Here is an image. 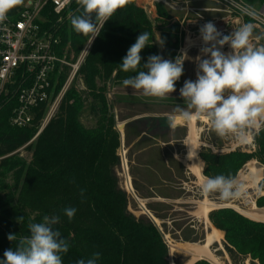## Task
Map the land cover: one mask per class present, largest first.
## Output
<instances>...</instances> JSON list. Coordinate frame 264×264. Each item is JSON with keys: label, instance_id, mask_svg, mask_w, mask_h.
Instances as JSON below:
<instances>
[{"label": "trees", "instance_id": "obj_1", "mask_svg": "<svg viewBox=\"0 0 264 264\" xmlns=\"http://www.w3.org/2000/svg\"><path fill=\"white\" fill-rule=\"evenodd\" d=\"M19 8L17 6L10 12L15 15ZM71 9L74 10L73 15L82 12L76 1ZM45 15L48 18L45 26L49 27L56 17L50 13ZM92 19L94 22L95 13ZM58 30L62 45H69L70 53L78 57L88 37L75 33L70 21ZM155 30L165 39L164 51L175 55L180 42V22L163 5L157 4L154 19L147 15L137 0H129L125 7L119 9L105 22L80 69L91 90V109L98 116L96 127L88 129L82 124L80 115L84 108L83 99L78 93L70 91L37 139L31 162L33 168L27 172L18 200L22 202L23 197H31L33 202L28 203L39 210L41 217H59V222L52 227L69 244L68 252L61 254L62 264H77L81 259L86 261L95 252L100 253L97 264H166L167 249L159 237L156 249L152 251L148 247V244H152L151 234L157 233L156 227L145 219L137 220L126 211L125 195L118 188L117 178L110 170L117 162L115 148L119 139L112 128L113 117H108L105 86L97 88V79L105 84L110 78L122 82L135 75L133 72H123L120 64L142 32H148L150 39L149 46L140 53L141 66L149 56L160 55L161 46L155 41ZM261 41L264 43V36ZM66 75L60 77V86ZM71 98H74L72 103L69 102ZM11 113V105L0 110V175L19 164L16 158L18 150L35 136L42 115L38 114L33 126L18 127L10 123ZM253 142L255 150L251 152L242 149L229 153L202 150L200 157L205 163V175L235 178L251 159H256L264 166V126L254 133ZM50 160L56 167L61 166V163L67 165L58 174H47ZM103 169L107 171L106 174H100L99 171ZM74 176L79 179V183L75 184L77 189L74 183L72 187H67V181L73 182ZM61 185L62 189H57ZM259 185L264 190V178ZM3 187L0 182V188ZM10 198L4 199L0 195V262L5 259V250L15 249L21 237L30 235L28 225L35 223L26 218L18 222L6 207ZM256 203L264 207V194L257 198ZM68 207L76 209L71 221L64 214V209ZM208 216L216 228L225 232L223 244L235 264H242L247 259L254 264H264L263 221L253 220L230 207L213 209ZM9 233L17 234V240L9 241ZM194 264L211 263L201 259Z\"/></svg>", "mask_w": 264, "mask_h": 264}, {"label": "rangeland", "instance_id": "obj_2", "mask_svg": "<svg viewBox=\"0 0 264 264\" xmlns=\"http://www.w3.org/2000/svg\"><path fill=\"white\" fill-rule=\"evenodd\" d=\"M144 2L137 0V3L144 8L147 15L151 19H154L156 17L157 5H154V7L146 6L143 4ZM195 5L213 6L215 4L213 2L200 1L195 3ZM73 13L74 10L71 9L69 14L72 16ZM173 17L176 20L182 19L181 16ZM69 21L70 18L66 23ZM183 24L185 26V23ZM263 36L264 32L252 27L250 42L255 47L264 46V43L261 41ZM182 38H180L179 48L176 50L175 55L166 53L163 47H161L160 55L164 59L174 62L175 58L183 53L180 49ZM94 41L95 39L92 41L90 48H88L87 55ZM188 43H194V45L191 46L189 52H184L187 56L184 57L183 75L175 84L176 91L170 93L165 99L145 97L141 91L134 90L130 87L126 88L122 82L115 81L111 78L105 84L97 79V88L105 86L104 94L107 100L108 117H113L114 123L112 128L119 139V144L115 148L117 162L110 167V170L114 172L118 181V188L125 195L127 213L133 215L137 220L145 219L146 222L156 227L157 233L151 234L152 244L150 246L148 244V247L152 251L154 248L156 249L158 246L157 237H159L167 249V256L165 257L166 264H185L189 259V256L184 253H172L170 251L169 240L202 243L205 241L207 233L211 231V225L205 221L204 217H199L196 213V211H199L200 201L208 199L221 205L231 202L243 206L250 204L249 199L245 197L246 192L241 193L235 199L228 200L221 199L219 193L205 194L202 191L201 185L197 183L196 176L190 172L187 165L183 162L187 152V144L185 143L189 135L188 123L177 125L175 128L169 127L168 115L173 113L178 105L180 107H186L180 95V89L186 80H196V72L198 70L196 57L206 58L200 51L205 46L200 40H190ZM67 46L69 47V45ZM229 49L226 48L223 51L227 52L229 50L226 53L228 54L232 52L231 47ZM66 52L69 58L74 56L73 52L70 53V48ZM76 58L74 56V60ZM65 73L68 75V67L63 70L62 76ZM114 75L115 73L112 77ZM70 91L78 93L83 99L84 108L80 115L82 124L88 129L96 127L98 116L91 109V90L85 83L80 71L74 77L63 99ZM73 101L74 98H71L69 102L72 103ZM58 108L53 117L57 113ZM49 122L40 132L37 131L29 143L18 150L16 158L19 164L12 170L0 175V182L4 185L3 188H0V195L4 199L11 197L6 207L11 210L17 220L23 217L35 223L43 222L44 216L41 217L39 210H36V207H32V204L28 203L29 201L33 202L31 197H23L22 202L18 198L20 197L23 182L28 175L27 172L30 168H33L31 162L39 134ZM120 124L123 125L122 128ZM196 125L200 128L199 136L201 146L199 156L202 150L207 149L215 153H229L236 149H242L248 152L255 150L253 142V135L256 132L255 129L251 130L249 137L252 140L250 142H241L233 136L219 137L203 117H198ZM252 161L255 162L257 167H264L256 159H251L238 171L235 177L236 179L241 171H247L248 163ZM66 165L61 163V166L56 167L55 163L50 160L49 169L46 172L47 174H58L59 171L61 172L65 169L64 167ZM204 167L205 163L203 165V174L205 175ZM99 172L100 174L107 173L104 169ZM74 174L77 175V171ZM73 178L77 180L74 181V179L73 182L67 181V187H72V183H74L77 189L78 186L75 184L79 183V179L77 176ZM128 178L133 186V191L128 188ZM57 189H62V185ZM263 194L264 190L261 188L260 191L253 195L254 200L256 201ZM155 218L159 221L155 220ZM223 241L224 236L220 242L213 243L211 246L212 251L225 264H235L226 251ZM207 261L213 264L211 261ZM242 264L254 263L250 259H247Z\"/></svg>", "mask_w": 264, "mask_h": 264}, {"label": "clouds", "instance_id": "obj_3", "mask_svg": "<svg viewBox=\"0 0 264 264\" xmlns=\"http://www.w3.org/2000/svg\"><path fill=\"white\" fill-rule=\"evenodd\" d=\"M82 9L81 14L72 15L70 24L75 33L88 37V45L100 35L105 22L129 0H76ZM23 0H0V24L7 14ZM95 13L93 22L92 14ZM62 22V20H61ZM199 35L205 45L200 49L206 58L196 57L198 70L196 80H186L180 89L186 107L179 105L167 119L170 128L177 126L178 120H190L192 115L203 117L211 129L219 136H233L236 140L247 142L251 130L257 132L264 126V46L255 47L250 42L252 26L244 25L224 35L211 21L199 28ZM150 35L142 32L130 46L122 59L121 70L133 72L122 81L123 86L142 92L145 97L165 99L176 91L175 84L183 75L187 55L182 53L175 61L164 59L161 55H151L141 66V51L149 46ZM155 41L163 47L165 39L157 33ZM229 44L232 52L225 54L220 49ZM146 70V71H145ZM188 157H191L189 150ZM242 185L236 178L225 175L203 177L201 185L205 194L219 193L221 199H235L241 194ZM71 221L74 207L64 209ZM23 217L18 218L21 222ZM59 222L58 216H45L42 223L28 225L30 235L21 237L14 248L4 252L0 264H62V253H67L69 244L60 238V232L53 229ZM9 241H16L17 234H8ZM100 253L91 258L81 259L77 264H97Z\"/></svg>", "mask_w": 264, "mask_h": 264}, {"label": "built area", "instance_id": "obj_4", "mask_svg": "<svg viewBox=\"0 0 264 264\" xmlns=\"http://www.w3.org/2000/svg\"><path fill=\"white\" fill-rule=\"evenodd\" d=\"M74 1L23 0L15 15L9 12L0 24V110L11 105L10 123L14 126H33L41 113L40 132L80 71L91 44H85L76 60L74 56L69 58L66 52L69 47L62 45L58 30L70 18ZM142 1L146 6L161 4L173 16L182 17L177 21L180 22V38L183 37L180 47L183 53L194 45L188 43L189 40L203 43L199 28L209 21L224 35L244 25L264 32V0H152V4L149 0ZM200 1L215 5H195ZM45 13L56 17L49 27L45 26L48 20ZM226 48L230 45L222 49ZM66 67L69 73L60 87V77Z\"/></svg>", "mask_w": 264, "mask_h": 264}, {"label": "bare ground", "instance_id": "obj_5", "mask_svg": "<svg viewBox=\"0 0 264 264\" xmlns=\"http://www.w3.org/2000/svg\"><path fill=\"white\" fill-rule=\"evenodd\" d=\"M220 50L225 54L227 53L224 52L222 48ZM197 119L198 117L194 114L192 115L190 120L187 121L183 119L178 120L177 125H183L185 123H188L189 125V135L186 138V143H185L187 144V152L184 156L183 162L187 165L190 172L196 176L197 183L202 185L203 177H205V175L203 174L204 162L202 158L199 156L201 141L199 136L200 128H198V126L196 125ZM120 127L122 128L123 125L120 124ZM251 140L252 138L249 137L247 142H250ZM189 150L191 151L190 159L188 157ZM263 175H264V167H257L254 161L248 163L247 171L240 172L237 181L238 183H240V185L243 186L241 189V193L246 192L245 197L250 201V204L248 205L243 206L232 202L221 205L208 199H204L200 201L199 211H196V213L198 214L199 217H204L205 221L211 225V231L207 233L205 241L199 243V242H177L174 240H169L170 251L172 253L175 252L184 253L187 256H189V259L185 264H194L199 259H207L211 261L213 264H225L224 262L219 260V258L214 254V252L211 249L213 243L221 241V239L224 236V232L216 228L211 223L208 214L214 208L221 207L224 205H229L236 208L238 211H240L241 213H243L244 215H246L251 219L264 221V208H259V206L257 205L256 201L253 198V195L261 190L259 183L263 178ZM127 185L130 190L132 191L134 190L129 178ZM155 220L159 221L157 218H155Z\"/></svg>", "mask_w": 264, "mask_h": 264}, {"label": "water", "instance_id": "obj_6", "mask_svg": "<svg viewBox=\"0 0 264 264\" xmlns=\"http://www.w3.org/2000/svg\"><path fill=\"white\" fill-rule=\"evenodd\" d=\"M149 3H151L152 4V0H149ZM155 33H157L159 36H160V32L159 31H157V30H155ZM161 37V36H160ZM223 207H230V208H234V207H232V206H229V205H224V206H221V207H218V208H223ZM259 208H264V207H259ZM215 209H217V208H215ZM213 210V209H212ZM235 210H237V209H235ZM238 211V210H237ZM240 212V211H239ZM241 213V212H240ZM243 214V213H242ZM244 215V214H243ZM246 216V215H245ZM254 220V219H253ZM264 222V221H263ZM224 232V231H223ZM224 234H225V232H224Z\"/></svg>", "mask_w": 264, "mask_h": 264}, {"label": "flooded vegetation", "instance_id": "obj_7", "mask_svg": "<svg viewBox=\"0 0 264 264\" xmlns=\"http://www.w3.org/2000/svg\"><path fill=\"white\" fill-rule=\"evenodd\" d=\"M157 123H159V122H157Z\"/></svg>", "mask_w": 264, "mask_h": 264}]
</instances>
